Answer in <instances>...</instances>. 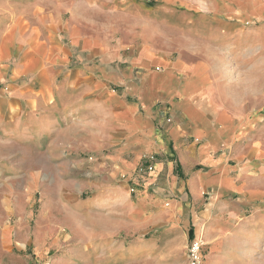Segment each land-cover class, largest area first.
Here are the masks:
<instances>
[{"label": "crops", "instance_id": "obj_1", "mask_svg": "<svg viewBox=\"0 0 264 264\" xmlns=\"http://www.w3.org/2000/svg\"><path fill=\"white\" fill-rule=\"evenodd\" d=\"M58 6L66 12L30 1L10 10L11 36L0 29L5 222L22 197L45 189L47 214L76 211L96 228L106 219L141 226L140 235L171 228L201 238L204 264H264V103L259 90L250 105L228 97L218 65L239 38L209 22L202 54L196 24L165 22L161 6L107 0L98 8L129 30L116 24L102 39L73 26L79 16L64 22ZM142 168L151 171L136 197L129 181ZM124 241L114 257L134 248ZM96 245L92 238L83 251Z\"/></svg>", "mask_w": 264, "mask_h": 264}, {"label": "rangeland", "instance_id": "obj_2", "mask_svg": "<svg viewBox=\"0 0 264 264\" xmlns=\"http://www.w3.org/2000/svg\"><path fill=\"white\" fill-rule=\"evenodd\" d=\"M30 1L41 6L44 11H46V3L53 5L54 8L56 5L63 6L66 12L62 13L58 6L56 13L63 17L64 22L70 19L71 14L79 16V21H74L73 26H79L78 30L87 36L101 35V38L105 39L110 36L111 26H116V24L123 26V29L115 28L117 32L125 35L129 30L126 29L125 19H110V16L98 8V6L103 7L107 0H0V29L6 28L4 32L9 31L8 36H11L10 28L13 27L10 23L13 14L10 10L24 6ZM131 2L148 7H163L165 12L159 13L158 16L167 23L179 24L180 21H186L192 23L190 25L196 24L199 31L195 33L197 36L195 47L202 54L210 43L205 40L207 24L209 22L214 25L215 22L216 25L218 22L227 23L230 38H239L240 43L238 54L235 50L236 45L229 46L233 50L229 49L225 60L218 63V65L223 63L224 84H228L232 92L227 96L230 98L243 96L245 103L250 105L252 96L259 90L260 105H263L264 0H131ZM19 15L28 17L30 14L25 12ZM55 31L58 35H64L62 28ZM1 47L0 43V51ZM240 47L244 50L243 58H240L243 52L240 51ZM170 55L173 60L179 54L174 51ZM188 57L187 55L186 58L191 61ZM218 58L220 59L219 56ZM245 111L251 110L246 109ZM260 114H264V107H261ZM149 171L151 169L142 168L136 176L130 179L129 182L133 183L128 188L130 195L138 197L140 191L138 184H141L143 176L147 177ZM34 191L29 193L30 196L26 199L22 197L20 203L15 205L14 215L9 223L5 222L6 217L4 219L0 213V264H191L188 250L191 242L196 240L201 242L200 264H204V244L200 237L191 234L188 237L180 234L174 235L171 228H168V231L159 230L158 236L155 232L140 235L141 226H126L124 223H115L106 219H102L101 227L96 228L92 221L80 219L76 211L69 212L68 215L59 211L55 213L49 211L48 215L46 190ZM18 218L20 222L16 223ZM3 225H5L4 228H2ZM92 238L97 241V251L95 253L91 252L92 250L84 252L83 249L87 246L84 247L83 243ZM124 239L132 243L134 248L128 253L123 251L118 255L122 258L114 257V247L123 246ZM147 241L149 243L156 241V243L144 249L141 243ZM156 244L160 245L159 249ZM125 256L128 258L127 262Z\"/></svg>", "mask_w": 264, "mask_h": 264}, {"label": "built area", "instance_id": "obj_3", "mask_svg": "<svg viewBox=\"0 0 264 264\" xmlns=\"http://www.w3.org/2000/svg\"><path fill=\"white\" fill-rule=\"evenodd\" d=\"M200 241L196 240L191 242L188 250V257L191 261V264H200Z\"/></svg>", "mask_w": 264, "mask_h": 264}]
</instances>
